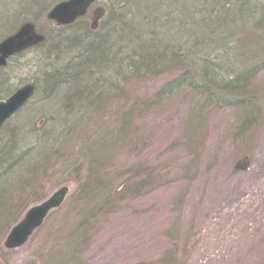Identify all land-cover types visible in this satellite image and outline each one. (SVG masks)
I'll list each match as a JSON object with an SVG mask.
<instances>
[{
    "label": "rangeland",
    "instance_id": "1",
    "mask_svg": "<svg viewBox=\"0 0 264 264\" xmlns=\"http://www.w3.org/2000/svg\"><path fill=\"white\" fill-rule=\"evenodd\" d=\"M26 5L36 3L0 0V41L18 25L16 15ZM98 6L85 18L94 29ZM47 12L28 21L51 37ZM245 35L243 47L258 36L251 30ZM256 45L255 53H240L244 62H264V46ZM71 56L47 59L31 49L7 60L0 80L10 92L0 100L35 84L46 64H65ZM176 75L131 81L97 114L73 116L63 169L25 158L41 168L20 199L26 209L62 186L70 192L22 248L0 254V264H264V68L249 85L258 112L247 125L240 106L207 104L189 90L158 101L156 93ZM62 108V99L41 101L36 95L2 128L0 147L8 145L14 129L18 152H27L36 140L33 128L61 115ZM118 112L128 115L123 136ZM97 155L99 184L71 203L86 183L87 170L95 168L90 157ZM22 210L18 207L20 217L15 213L13 221Z\"/></svg>",
    "mask_w": 264,
    "mask_h": 264
},
{
    "label": "trees",
    "instance_id": "2",
    "mask_svg": "<svg viewBox=\"0 0 264 264\" xmlns=\"http://www.w3.org/2000/svg\"><path fill=\"white\" fill-rule=\"evenodd\" d=\"M32 1L36 5L22 6L16 15L18 25L4 35L12 34L22 24L30 23L28 20L41 17L54 4L65 0ZM95 5L103 13L95 29H91L86 17L65 29L49 24L51 37L44 34L45 41L35 48L47 59L60 60L65 55L61 60L64 61L67 55H72L65 64L56 66L48 62L40 69L32 98L36 95L41 101L60 98L64 111L48 118L41 127L33 128L36 140L27 152H18L14 129L8 145L0 147L1 241L16 222L13 220L18 207H23L21 215L26 209L20 199L38 177L37 169H41L25 158L30 156L43 165L55 162L63 169L66 162L62 159L72 141L74 124L71 123L75 115L97 114L106 107L110 95L121 96L124 86L131 81L141 82L177 72L156 93L158 101L185 89L207 104L223 106L228 102L227 106H240L244 109L246 125L257 115L249 85L264 68V62L246 63L240 53H255L259 42L264 46V0H97ZM4 9L8 11L7 6ZM248 30L258 36L243 47ZM246 64L250 66L245 68ZM9 92L0 80V96ZM147 104L142 103L143 107ZM117 114L121 124L118 133L123 136L128 115ZM96 143L91 145L98 151L101 145ZM87 150L88 147L86 159L90 155ZM100 159L98 155L90 157V166L97 161L95 168L87 170L86 183L81 184L78 196L71 203L99 184ZM25 163L28 165L24 166ZM15 193L21 196L14 198ZM112 203L114 198L107 204ZM89 220L88 216L84 224ZM83 238L86 239L85 234ZM0 254L6 253L0 248Z\"/></svg>",
    "mask_w": 264,
    "mask_h": 264
},
{
    "label": "water",
    "instance_id": "3",
    "mask_svg": "<svg viewBox=\"0 0 264 264\" xmlns=\"http://www.w3.org/2000/svg\"><path fill=\"white\" fill-rule=\"evenodd\" d=\"M95 0H68L56 4L46 14V20L58 27H65L84 17ZM99 17V16H98ZM94 27V26H93ZM44 41V37L35 31L31 23H25L12 35L0 42V68H4L11 56L30 50ZM35 93L34 84H27L7 99L0 101V130L31 100ZM70 192V187L62 186L40 203L29 207L6 234L2 247L5 251L22 248L38 230L48 215L58 210Z\"/></svg>",
    "mask_w": 264,
    "mask_h": 264
},
{
    "label": "bare ground",
    "instance_id": "4",
    "mask_svg": "<svg viewBox=\"0 0 264 264\" xmlns=\"http://www.w3.org/2000/svg\"><path fill=\"white\" fill-rule=\"evenodd\" d=\"M99 10H100V8H95V9L93 10V13H96V12H98ZM52 25H54L55 27L60 28V29H65V28H67V27L73 25V23L70 24V25H67V26H65V27H58V26H56L54 23H53ZM15 32H16V31H15ZM15 32H13V33L10 34V35L7 34V35H8L7 37L12 36ZM0 42H1V41H0ZM27 51H28V50H25V51L21 52L20 55L23 54V53H25V52H27ZM13 57H14V56L9 57V60L12 59ZM262 69H263V68H262ZM259 71H260V70H259ZM227 104H228V102L224 103L222 107H226Z\"/></svg>",
    "mask_w": 264,
    "mask_h": 264
}]
</instances>
